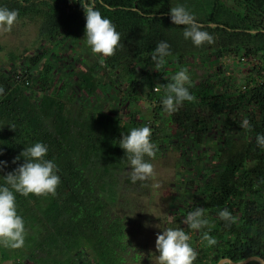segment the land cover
<instances>
[{
	"label": "trees",
	"instance_id": "obj_1",
	"mask_svg": "<svg viewBox=\"0 0 264 264\" xmlns=\"http://www.w3.org/2000/svg\"><path fill=\"white\" fill-rule=\"evenodd\" d=\"M90 3L120 34L114 54L104 59L108 82L114 74L123 78L128 95L134 100L140 85L149 88L147 100L152 115L141 119L140 111L127 112L129 100L120 102L119 111L102 112L93 99L99 91L97 73L103 66L93 65L79 73L74 84L86 96L83 106L94 107L89 105L85 116L83 111L71 116V100L63 101L66 83L55 96L46 94L55 78L54 67L47 62L49 50L44 48L30 58L27 68H22L29 72L36 67L43 69L39 76L25 75L31 89L15 85L13 75L0 71V161L5 162L0 167V176L23 163L22 158L16 159L23 148L42 142L48 149L45 159L55 163L59 177L54 195L15 194L17 214L24 221L25 232H37L28 237L31 253H44L48 262L54 261L51 257L55 254L61 258L56 264H83L82 254L90 251L93 257L89 264H118L126 234L124 220L113 213L119 194L110 182L115 184L117 174L128 168L124 152L118 147L121 134L148 126L150 139L157 147L169 143L187 149L183 152L184 164L191 167L196 164L194 149L203 145L204 138L215 133L223 120L241 114L248 121L242 142L231 136L219 140L218 149L209 154L204 174L199 175L195 205L179 211L186 217L189 211L202 208L211 225L209 235L216 244L205 246L202 234L207 228L189 230L187 225L183 227L182 219H177L179 225L172 228L183 229L190 235L189 243L195 252L193 264H219L226 259L241 263L253 257L264 260V149L256 144L257 134H264V0H90ZM177 5L189 11L201 30L212 36L211 44L205 42L194 47L183 38L184 26L171 24L168 15L169 8ZM0 8L16 12L14 23L41 21V37L49 48L71 43L84 45V13L78 0H0ZM160 41L170 46L164 66L166 62L172 63L175 70L189 60L214 62L229 55L240 60L252 59L258 64L243 87L235 92H219L222 87L219 82L210 86L191 84L189 91L194 100L178 106L175 113L164 119L167 113L160 105L163 88L155 85L167 84L171 75L165 67L154 75L147 68ZM185 106L189 110L186 117L181 109ZM164 128L169 132L161 136ZM201 155L197 151L198 159ZM224 208L234 218L231 224L226 225L217 216ZM16 256L29 260L24 254Z\"/></svg>",
	"mask_w": 264,
	"mask_h": 264
},
{
	"label": "rangeland",
	"instance_id": "obj_2",
	"mask_svg": "<svg viewBox=\"0 0 264 264\" xmlns=\"http://www.w3.org/2000/svg\"><path fill=\"white\" fill-rule=\"evenodd\" d=\"M41 26L42 22L39 20H25L13 23L8 31H0V71L9 76L14 75L15 69L27 68L26 64L30 58L36 56L43 48L49 50L47 62L54 67L55 83L46 94L55 96L63 83H66L67 88L63 101L71 100V116L79 115L82 111L85 116L89 112L90 106L94 107V105L89 104L90 106L88 105L86 108L83 106L85 103L83 100L86 96L78 91L74 80L79 73H83L88 67L102 65V70L100 68L97 73L100 81L97 80L99 91L96 93L93 103L96 102L102 112L106 113L113 109L119 111L120 102L129 100L126 103L127 112L138 110L141 113V119L151 117V104L147 100L149 88L140 85L139 93L134 100L132 96L128 95V89L125 87L123 78L114 74L110 78L112 81L108 82L106 78L108 70L104 64L105 57L93 55L85 45L79 43L56 46V48L52 45L49 48L50 46L41 37ZM257 64L258 61L252 59L240 60L229 55L214 62L189 60L177 70L186 69L190 84L210 86L219 82L222 84V87L218 89L219 92L226 93L228 91L235 92L237 88H242L250 72ZM147 68L152 75L157 73L153 70L152 64H149ZM162 68L171 77L177 71L175 65L168 62L165 66L163 63L160 69ZM33 72L39 76L43 69L36 67ZM112 85H115L116 89ZM155 87L160 89L161 86L158 83V86L155 85ZM181 109H183L186 117L189 113L188 107L185 106ZM123 115L126 120H129L125 113ZM168 116L170 115L166 114L164 119ZM244 120H246L245 116L239 114L218 124L216 132L206 136L203 145L194 149L193 158L196 164L191 167H186L184 164L183 152L187 149L168 143L161 148L157 147L156 151L158 152L150 160L153 165V178L151 180L138 181L133 184L129 179L127 168L117 174L115 184L110 182L112 186L118 189L119 194L118 203L113 207V213L124 220L126 234L125 246L120 250L121 260L118 264H155L156 235L167 228L179 225L177 219H182V225L185 228V217L181 216L179 211H185L195 205L199 175L204 174L203 170L209 161V154L218 149L219 140H222L221 138L224 136L234 137L237 142L241 143V138L246 132L240 126ZM164 129L165 131L160 132L161 136H165V133L169 132V129ZM197 151L202 152L200 159L196 157ZM191 181H194L195 184H190ZM154 184L156 187H153ZM145 224L148 226L145 227ZM36 233L27 230L24 245L21 248L0 247V264H56V261H60L61 258L56 257L55 254L51 257H54V261L48 262L49 259L47 261L44 253L39 251L35 255L31 253L33 248L29 247L32 244L28 242V237L34 236ZM89 253L90 251L82 254V260L85 261L82 262L83 264H89L92 260L93 255ZM16 254H24L29 260H21L17 258ZM38 256L40 257L37 259Z\"/></svg>",
	"mask_w": 264,
	"mask_h": 264
},
{
	"label": "clouds",
	"instance_id": "obj_3",
	"mask_svg": "<svg viewBox=\"0 0 264 264\" xmlns=\"http://www.w3.org/2000/svg\"><path fill=\"white\" fill-rule=\"evenodd\" d=\"M77 2V0H72ZM84 13L83 43L93 55L101 58L114 54L118 47L120 34L114 25L99 10L90 3V0H78ZM170 23L184 26L183 38L190 40L194 47H200L207 42H213L212 36L201 30L192 14L183 6L177 5L169 8ZM16 12L0 8V31H8L15 22ZM170 55V46L165 41H160L150 55L152 68L158 71L165 57ZM190 79L186 69L180 68L171 77L170 82L162 85L163 93L160 98L162 111L171 115L178 106L185 102H192L194 96L190 93ZM242 128L248 126V121H242ZM151 129L148 126L132 128L126 135L121 134L119 148L124 152L127 161L130 181L144 182L153 178V165L150 160L154 157L156 144L150 139ZM256 144L264 149V134H257ZM47 146L42 142H35L23 148L19 157L23 163L13 171L7 173L0 182V247L18 249L24 245V221L17 214L15 194L27 197L29 194L42 196L55 194L59 177L56 175V165L52 160L45 159ZM15 163V161H13ZM5 166L0 161V167ZM153 187H156L154 184ZM217 216L225 224L234 220L227 208L219 210ZM185 224L189 230L199 231L207 228L202 234L205 246H214L215 238L209 235L211 225L205 218L204 210L200 207L189 211L185 217ZM148 225L145 224V227ZM190 235L180 228H167L156 235L155 239V264H193L195 252L191 247Z\"/></svg>",
	"mask_w": 264,
	"mask_h": 264
},
{
	"label": "built area",
	"instance_id": "obj_4",
	"mask_svg": "<svg viewBox=\"0 0 264 264\" xmlns=\"http://www.w3.org/2000/svg\"><path fill=\"white\" fill-rule=\"evenodd\" d=\"M18 72V73H17ZM14 75H13V81L15 83V85L21 84L22 86H24V88H26V90L31 89V82L29 79H26V74H33L34 72H29L27 70H18ZM263 78H264V72H263ZM156 90V89H155ZM37 91L39 92V90L37 89Z\"/></svg>",
	"mask_w": 264,
	"mask_h": 264
},
{
	"label": "water",
	"instance_id": "obj_5",
	"mask_svg": "<svg viewBox=\"0 0 264 264\" xmlns=\"http://www.w3.org/2000/svg\"><path fill=\"white\" fill-rule=\"evenodd\" d=\"M253 261H256L260 264H264V260L261 258H257V257L250 258V259H248L244 262H241V263H234V262L226 259V260L221 261L219 264H225V263H228V264H248V263L253 262Z\"/></svg>",
	"mask_w": 264,
	"mask_h": 264
}]
</instances>
